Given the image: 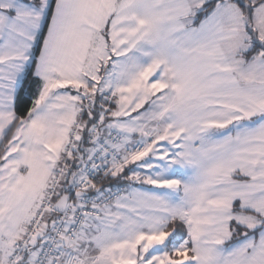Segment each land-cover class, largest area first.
I'll return each instance as SVG.
<instances>
[{
	"label": "snow or ice",
	"instance_id": "obj_1",
	"mask_svg": "<svg viewBox=\"0 0 264 264\" xmlns=\"http://www.w3.org/2000/svg\"><path fill=\"white\" fill-rule=\"evenodd\" d=\"M0 264H264V0H0Z\"/></svg>",
	"mask_w": 264,
	"mask_h": 264
}]
</instances>
